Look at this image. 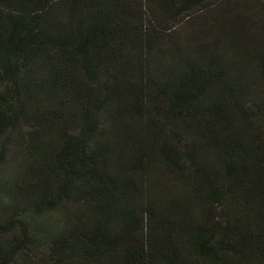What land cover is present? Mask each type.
Wrapping results in <instances>:
<instances>
[{"label": "trees", "instance_id": "obj_1", "mask_svg": "<svg viewBox=\"0 0 264 264\" xmlns=\"http://www.w3.org/2000/svg\"><path fill=\"white\" fill-rule=\"evenodd\" d=\"M0 264H264V0H0Z\"/></svg>", "mask_w": 264, "mask_h": 264}, {"label": "rangeland", "instance_id": "obj_2", "mask_svg": "<svg viewBox=\"0 0 264 264\" xmlns=\"http://www.w3.org/2000/svg\"><path fill=\"white\" fill-rule=\"evenodd\" d=\"M208 19L206 16H204V18L201 19H189L186 16H182L181 20H179L174 26H172V31H171V35H169V37L171 36L172 39H180L181 36H183L184 34L188 33L193 27L199 26L200 24H207L208 23ZM20 147L19 146H15L14 147V151L15 152H19ZM13 167L16 164H12ZM12 168V167H11Z\"/></svg>", "mask_w": 264, "mask_h": 264}]
</instances>
